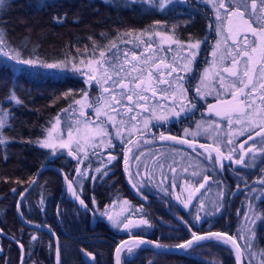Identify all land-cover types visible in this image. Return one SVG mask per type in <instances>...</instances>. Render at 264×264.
<instances>
[{"label":"trees","instance_id":"16d2710c","mask_svg":"<svg viewBox=\"0 0 264 264\" xmlns=\"http://www.w3.org/2000/svg\"><path fill=\"white\" fill-rule=\"evenodd\" d=\"M205 5L200 0H186V3L175 5L164 13H152L120 0H112L111 3L104 0L0 1V49L9 54L6 60H0V112H4L6 117L0 126V264H19L21 252L18 245L23 251L21 264L58 262L54 240L44 230L22 224L15 210L19 192L43 164L46 168L40 171L38 180L21 197L19 212L27 221L52 230L58 239L59 264H112L116 241L129 234L167 245L176 244L199 231L219 229L233 234L240 247L243 241L238 238L236 207H242L247 198L260 214L251 250L258 251L263 257L264 197L257 184L254 187L258 193L246 198L243 192L250 186V181L244 182V178L232 175L223 180L216 175L208 188L215 189L221 185L222 191H226L220 196L223 200L221 211L216 215L201 214L199 203H204L208 196L198 192L193 195L189 210L185 211L170 197L144 196L140 183L131 176L128 168L125 182L121 150L115 155L113 165V173L119 175L120 182L90 188L85 183L79 193L81 197L78 198L75 190L70 195L60 196L61 176L54 168L60 167L68 176L67 168L71 161L62 153L49 155L34 144L49 127L56 112L68 105L69 99L82 87L75 72L64 68L62 72L52 73L41 66L43 63L63 59L72 62L75 52L88 50L94 42L103 45L114 39L116 33L126 30V25L145 27L147 21L155 18L169 21L176 33L185 38L192 37L196 41L208 38L216 23L211 20L209 8ZM12 51L19 55L12 56ZM24 58H35L38 62L30 64ZM17 65L19 68L15 69ZM118 165L121 166L119 169ZM50 172L52 174L48 175ZM122 185L125 190L119 194L129 204L126 225H130L138 208L145 225L113 228L107 216H99L98 211L105 210L111 201L112 189L120 190ZM201 187L204 191L207 184ZM232 189L235 191L230 194ZM39 196L45 199L43 210L35 202ZM159 205L162 213L158 210ZM167 212L173 214V221L170 220L172 214ZM197 216H201L202 221H196ZM4 234L11 239L8 240ZM233 253L226 242L215 239L200 241L177 253L135 245L126 249L125 257L121 256V264H234ZM242 260V264H248L243 256Z\"/></svg>","mask_w":264,"mask_h":264},{"label":"rangeland","instance_id":"374dc122","mask_svg":"<svg viewBox=\"0 0 264 264\" xmlns=\"http://www.w3.org/2000/svg\"><path fill=\"white\" fill-rule=\"evenodd\" d=\"M104 1L112 2V0ZM200 1L208 6L210 18L216 23L213 27L216 38L213 42L214 46L210 50L209 63L200 73L196 84L197 88L200 87L199 94L205 93L210 96L215 94L224 97L228 96V93H233V97L244 98L243 107L248 113L257 109L258 124L264 123V49L261 51L262 47H255L254 56L257 55L258 64L255 71L252 72V77L245 79V82H249L248 85L245 84L246 88L239 91L237 88L239 85L236 82L242 83L243 81L242 75L244 74L241 69L248 63L252 66L256 58L245 60L244 57H241L236 59L243 52H238V55L233 57L236 54L235 49L229 47L230 44H237V46L244 44L247 45L246 49L248 50L254 48L252 46L255 43L252 34L253 26L250 14L248 17L247 13L256 11L255 9L259 10L256 11L257 13L264 11L262 8L264 0ZM120 2L130 6L135 4L142 11L146 10L152 13L162 11L164 13L172 7L175 8V5L186 3V0H120ZM231 8L235 11L231 12ZM230 15H233L232 28L240 30L239 33L234 32L233 29L229 33L226 31ZM259 15H264V12ZM257 25L258 23H256ZM144 26L126 25V30L116 33L114 39L107 40L103 45L94 42L88 50L75 52L72 62L63 59L41 65L52 73L62 72L64 68L75 72L80 78V86L82 84L76 95L69 99V104L56 112L49 127L34 143L49 155L62 153L68 157L67 159L71 161L70 167L67 168L68 176L72 185L75 186L73 189L78 198L81 197L79 193L83 191L85 183L90 188L93 185L101 187L103 183L111 185V183L120 182L119 175L115 174L116 172L113 173L112 169L114 160H116L115 155H118L117 153H120L121 150L123 152L121 166L125 182L126 168L140 185L146 184L141 179L143 173L150 177L148 182L151 187L157 184L162 188L164 184H172V180L175 179L181 188L179 196L182 197L183 204V200L190 198L192 182H188V180H195L199 174L206 170L201 163L200 156L202 157V154L186 153L184 149L172 150L155 147L148 149L142 146L143 143L151 140L148 137L145 139L144 133H142L149 130L151 121H160L167 118L162 115L168 114L170 117L175 110L185 109L183 106L186 91L181 85L180 78L181 75L189 72L192 60L197 56V48L200 45L199 41L192 37L185 38V36L176 33L174 25L167 20L155 18V20L147 21ZM253 28L258 30L255 34H258L259 40L263 37L260 42V45L263 46L264 25ZM11 54H13L12 56L19 55L16 51H12ZM8 56L9 54L0 49V60H6ZM226 57L229 59L225 60ZM172 59L177 66L178 74L175 73L176 81L167 86L168 79L162 77L161 74L164 75V70L168 75L167 69ZM24 61L30 64L38 62L35 58L32 60L24 58ZM222 61L224 62L221 64ZM18 68L19 65L15 66V69ZM231 71L237 72L239 79L224 78L226 74L230 76ZM160 86L164 90H168L170 87L169 91L174 98L171 107L160 102L157 104V100L151 94L158 93L161 89ZM4 118H6L5 113L0 112V126L3 125ZM207 120L211 125L214 122ZM210 124L203 118L197 119L193 128L187 130L186 134L189 137L192 135L199 136V138L205 137L211 142L218 141L221 139L220 131H214L215 128L212 129ZM239 133H242L240 127L235 128L231 135L236 136ZM111 147H115L116 153L110 154ZM121 166L118 165V169ZM51 174L50 172L48 175ZM168 181L171 182L167 183ZM209 186L210 184L207 185V188ZM220 186L218 185L216 188L221 189ZM258 186L257 182L256 187L258 188ZM122 190H125L124 185L120 190L112 189L111 194L109 193L112 195L111 201L107 203L108 206L105 207V210L98 211L99 216H107V220L113 228L122 229L127 226L126 229L131 225H145V220L138 214L139 208L135 210L130 225H126L125 219L129 204L126 198L120 196L119 192ZM220 191L214 197H206V201L199 206L201 214L216 215L221 211L220 204L223 200L220 197ZM36 199L38 208L43 210L45 199L42 196ZM246 201L242 203L244 205L237 217L239 220L238 238L243 241L240 246L241 254L248 264H264V255L262 257L258 251L251 250L252 236L256 231L255 226L260 219V214L256 211L253 214V207L251 205L246 207ZM210 202L212 205L209 207ZM129 248L122 249L120 257L124 258L126 249ZM252 252L253 254H251Z\"/></svg>","mask_w":264,"mask_h":264},{"label":"flooded vegetation","instance_id":"af4514ba","mask_svg":"<svg viewBox=\"0 0 264 264\" xmlns=\"http://www.w3.org/2000/svg\"><path fill=\"white\" fill-rule=\"evenodd\" d=\"M264 8V6H262ZM256 11H259L255 9ZM256 11H252L247 13L248 17L250 14V21H252V26L257 28L260 27V25H264V15H259L264 12L257 13ZM243 13V12H242ZM259 16H257V15ZM233 15H230L228 19V28L226 31L229 33L231 29L233 31L238 32L240 30H236L232 28V25L234 24L233 22ZM255 16V17H254ZM248 19V20H249ZM243 20V18H241ZM256 23L258 25L256 26ZM253 29V39L255 43L252 44L254 47L251 50L246 49L247 45L241 44H230L229 47L234 48L236 54L233 55L236 56L238 55V52H243L240 56H238L236 59H240L241 57H244V59H249L255 57L256 59L254 60L252 66L249 65H244V67L241 69L243 81L242 83L236 82L239 86H237L239 91H242L243 89L246 88L247 83L245 82V79L248 77H252V72L255 71L256 65L258 64L257 62V55L255 54L254 56V49L256 46L258 48L264 49V44L263 46L260 45L261 40H263V37L260 38L256 33V30ZM215 30V29H213ZM258 31V30H257ZM255 34V35H254ZM216 34L211 31V35L208 36V38H203L199 39V46L197 48V53L196 57L193 58L192 60V67L187 74L181 75V85L182 87L185 88L186 91V99H185V104L184 108L181 111L175 110L174 113L168 117V114L162 115L164 119H161L160 121H151L149 130H146L142 133H144L145 139L147 137L151 140L147 141V143H143L142 146L151 149L152 147L158 148V149H172V150H183L186 153H196V154H202L203 156H200L201 163L204 165L205 172L199 174L195 180H188L192 182L190 188H191V193H190V198H186L183 200L184 204L181 202L182 197L179 196L180 193V186L179 182H177L175 179L172 180V184L165 185L164 187H160L157 184H155L153 187L149 185V178L146 176V173L142 174V180L146 184H141L139 185L142 189V193L144 196L150 195L151 197L157 196L159 198H163L164 196L170 197L173 202H176V205L182 207L183 210H189L191 207L190 203L193 198V195L195 192L200 193V195H205V196H216L217 192L222 190L219 188L212 189L206 188L204 191L202 190L203 188L200 186H205V184H209V182L212 181V179L218 175L217 178L226 180V177L229 175H232L233 177H241L244 178V182L250 181L247 187V190L243 192V194L246 196L253 195L254 193L257 194L258 190L257 188L254 187V184L256 185L257 182L259 184L260 189L262 190L263 197H264V123H259L258 124V118L257 114L258 110L254 109L250 113L243 107V100L244 98L240 97H233L234 94L228 93V96H219L215 94H199L200 87L197 88L196 84L200 78V73L204 70L205 66L209 63L208 59L211 56L210 50L212 46H214V40L216 38ZM245 49H242V48ZM238 49H240L238 51ZM260 50V49H259ZM224 51V50H223ZM257 51V50H256ZM260 51V52H261ZM228 53V52H227ZM251 53V55H248ZM229 54V53H228ZM232 58V57H230ZM229 58H225V60H228ZM235 59V60H236ZM232 61V60H231ZM224 61L221 62V64ZM223 66V65H222ZM221 66V70L223 67ZM235 66V64H234ZM239 69V68H238ZM168 75L166 72L163 70L164 75L161 74L162 77H166L167 80V86H170L173 82L176 81L177 75L178 74V69L177 66L174 64V60H171L170 65L168 66ZM176 73V74H175ZM176 75V76H175ZM237 76V72L235 73L234 71H231V75L229 76L226 74L224 78H228L231 80V78L234 79H239ZM251 80V79H250ZM245 82V83H243ZM246 84V85H245ZM160 90L158 87L159 92L158 93H151L154 95V99H156L157 104L163 103L167 104L169 107H171L173 103V96L171 94V91H169L170 87L168 90H164L163 87L160 86ZM171 90V89H170ZM244 96V94H243ZM242 96V97H243ZM241 115L240 117H238ZM237 117V118H236ZM204 119L208 124L210 122L207 120L209 119L210 121H214L213 124H210V127L214 129V131H220V137L218 141L215 140L214 142L208 141L207 138H199V136H194L189 137V135L186 134L187 130H190L193 128L192 126L194 125L195 121L197 119ZM240 127L242 133H239L236 136H232L231 133L235 131V128ZM231 132V133H228ZM176 137H179L180 139H189L191 141H195L193 145H190L189 143H186L184 140L180 141L177 140ZM115 147L110 148V154L116 153ZM117 150H119L117 148ZM48 164V163H47ZM56 167V166H54ZM55 171H57V167L54 168ZM114 171V168L112 169ZM215 175V176H213ZM214 180V179H213ZM171 181H168L169 183ZM201 183V184H200ZM148 185V186H147ZM241 186H245V184H242ZM61 187V186H60ZM62 188V187H61ZM60 188V196L63 194H66L64 190ZM234 189L229 191L230 194L234 193ZM221 195L222 192L226 193V191L223 189V191H220ZM219 192V193H220ZM248 192H250L248 194ZM72 193V192H70ZM179 196V197H176ZM176 197V198H175ZM177 199V200H176ZM159 200V199H158ZM249 198L246 201L248 207L249 204ZM203 203V201H200V205ZM222 205V204H221ZM226 205V204H225ZM252 206V205H251ZM253 207V206H252ZM240 205L236 207L237 212L241 210ZM158 210L162 213L163 209L159 205ZM258 213V210L256 208H252V212ZM169 214H172L170 212H167ZM175 217H173L170 220H174ZM204 218V217H203ZM201 216H197L196 221L201 220ZM205 219V218H204ZM202 221V220H201Z\"/></svg>","mask_w":264,"mask_h":264},{"label":"water","instance_id":"95a60500","mask_svg":"<svg viewBox=\"0 0 264 264\" xmlns=\"http://www.w3.org/2000/svg\"><path fill=\"white\" fill-rule=\"evenodd\" d=\"M177 140H184L186 143H189L190 145H193V143H195V141H191L189 139H180L179 137H176ZM46 168L44 165L39 166V168H37L36 171H34V174L32 176V179L28 182V185L26 187L23 188L22 191L19 192L18 197H17V202H15V210H16V216L18 218V220H21L22 224L27 225L28 227H32L35 228L37 230H44L45 232L48 233V235L50 236V238H52L53 244H54V250H55V259L58 261L57 264H59V260H58V239L56 238L55 234L52 232V230L47 229V227H45L44 225H37L36 223H33L31 221H27L21 214H20V210H19V202L21 201V197L23 196L24 193H26L29 188L33 185L34 182H36V180H38V175L40 173V171L42 169ZM59 175L61 176V189L65 190V192L67 194H70V192L72 191V183L70 181V179H68V176H66V174L63 172L62 169H60L58 167L57 169ZM5 235V234H4ZM6 236V235H5ZM6 238L8 240H10L11 238H9L8 236H6ZM208 239H215V240H222L226 242V245H228V247H230L232 249V251H234V262L235 264H242V251H240V248L237 244V241L235 240V238L229 233H227L226 231H222V230H218V231H214V230H208L207 232H199L197 234H193L190 235L189 237H187V239H183L179 242H177V244H167L164 245L162 243H158V242H153V240L148 239V238H143L140 235H135V236H131V235H126L124 238H121L119 240L116 241L114 247L115 249H113L112 252V264H121V257H120V251L122 249H125V247H135V245H139V246H143L144 248H149V249H153L154 251L158 250V251H162L164 253L167 252H180V251H186L189 247L193 246V245H197L198 242L203 241V240H208ZM19 248V252H21V254L23 253V251H21L20 246L18 245ZM20 254L19 256V264H21L22 262V255Z\"/></svg>","mask_w":264,"mask_h":264}]
</instances>
